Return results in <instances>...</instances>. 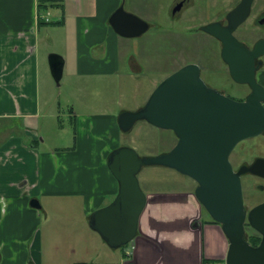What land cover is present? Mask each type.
<instances>
[{
	"label": "crops",
	"instance_id": "0c3cea01",
	"mask_svg": "<svg viewBox=\"0 0 264 264\" xmlns=\"http://www.w3.org/2000/svg\"><path fill=\"white\" fill-rule=\"evenodd\" d=\"M118 2L58 0V16L44 23L38 0H0V264H225V235L196 199V183L174 170L176 179L169 181V189L142 190L146 203L136 236L127 245L109 248L88 225L90 215L117 193L108 154L119 147L133 148L114 115L76 112L73 102L77 98L79 106L95 108V103L81 102L82 83L94 81L96 87L95 82L117 73L123 41L129 39L117 36L108 23ZM66 3L73 10L69 15ZM51 25L64 34L63 53L48 51ZM95 49L100 52L97 59L91 56ZM48 54L63 60L60 80L66 78L69 85V122L75 130L65 146L41 149L42 112L49 119L60 109L57 101L52 104L51 89L42 86H49L43 74ZM129 65L126 76L134 78L140 69L132 57ZM156 84L151 83L144 99ZM54 207L76 221L75 230L66 224L62 230L74 237L75 245L68 249L78 257L70 262L43 245L46 219Z\"/></svg>",
	"mask_w": 264,
	"mask_h": 264
},
{
	"label": "water",
	"instance_id": "95a60500",
	"mask_svg": "<svg viewBox=\"0 0 264 264\" xmlns=\"http://www.w3.org/2000/svg\"><path fill=\"white\" fill-rule=\"evenodd\" d=\"M250 2L243 0L232 13V20L242 19ZM108 23L123 38L139 37L149 28L148 23L126 12L122 4L112 12ZM205 30L221 37L212 27ZM222 36L223 39L227 35L222 32ZM48 64L58 84L63 60L51 54ZM192 70L193 67L185 66L168 75L142 107L118 115L117 124L122 132L144 121L158 129L172 130L178 140L168 152L154 157H141L125 146L111 151L107 168L117 181V193L108 205L90 215L88 225L111 249L130 243L136 236L138 219L146 203L137 174L144 166H161L196 183V199L228 241L225 264H264V202L246 213L240 178L243 173L264 178V159L258 158L237 172H233L228 159L238 143L264 131L261 96L252 94L244 102L218 96L203 89ZM245 220L261 237L257 246L244 239Z\"/></svg>",
	"mask_w": 264,
	"mask_h": 264
},
{
	"label": "rangeland",
	"instance_id": "374dc122",
	"mask_svg": "<svg viewBox=\"0 0 264 264\" xmlns=\"http://www.w3.org/2000/svg\"><path fill=\"white\" fill-rule=\"evenodd\" d=\"M170 2L171 0H119V6L122 4L126 12L148 23L149 28L141 36L123 41L126 45L121 48L117 73L103 81L95 82L96 87H94V81L93 83L87 81L82 83L81 102L84 100L95 103L96 106L91 110L86 109L85 106H79L80 103L76 98V101L73 99L76 112L88 114L105 111L117 119L119 112L125 107H130L131 110L136 111L146 102L148 97L146 99L144 97L151 90V83H159L182 65L185 59L183 53L191 45L188 44L189 39L186 33H183L177 41L176 32L173 30V28L176 29L177 24L171 20L169 14ZM66 9L67 15L73 12L69 6L67 7V3ZM44 13L48 14L51 21L58 16L59 10L50 9ZM47 30L52 37V44H48V51L63 53L64 34L62 30L54 25L48 26ZM177 42L180 44L177 45ZM177 46L181 48L182 57L177 52ZM99 55L98 49L93 50L91 54L95 59ZM130 57L140 69L139 74L134 78L126 76L130 70ZM48 67L47 70L43 67V74L44 72L47 74L49 86L46 83H43L42 86L46 90L51 89V92L48 91V93L52 104L53 106L54 103L56 105L57 101L60 109L55 112L53 118L49 119L46 117L47 112H42V129L39 134L44 138V142H40L41 147H43L41 149L65 146L73 138L75 130L73 124L69 122V104L73 105L68 97L69 85L67 86L66 78L57 84ZM41 77L44 81V77ZM138 104L140 106L137 107ZM78 119L82 120V118ZM80 131H82V126L77 127V132ZM124 139L130 141L133 149L141 157H154L166 153L173 147L174 142L168 130L152 127L144 121L136 122L131 130L124 132ZM38 140L40 141L39 138ZM237 149H240L237 151L239 157L245 160L256 157L264 159V140L262 137L255 136L244 140L237 145ZM175 177L173 170L161 166H144L137 174L142 190L169 189L171 187L169 181L176 179ZM146 182L147 184H145ZM241 185L244 204L248 209L264 202V180L246 176L241 178ZM56 209L55 207L51 209L49 218L46 219V227L44 228L46 236L43 245L50 254H56L59 259L70 262L77 259L78 253L69 251L68 247L74 241V237L64 235L62 230L63 224H66L70 230H75L76 221H70L68 216H64V212ZM53 229L57 230L54 235L52 234Z\"/></svg>",
	"mask_w": 264,
	"mask_h": 264
},
{
	"label": "flooded vegetation",
	"instance_id": "af4514ba",
	"mask_svg": "<svg viewBox=\"0 0 264 264\" xmlns=\"http://www.w3.org/2000/svg\"><path fill=\"white\" fill-rule=\"evenodd\" d=\"M242 1L171 0L169 14L177 24L176 29L173 28L177 41L186 33L191 45L183 53L185 59L182 65L171 74L191 66L203 89L235 102H244L250 95L259 94L264 108V0H251L247 13L236 22L231 15ZM207 27L216 29L218 36L223 37L222 32L227 36L218 38L206 31ZM177 52H182L178 46ZM169 132L174 146L178 139L172 130ZM258 136L264 140V131ZM237 145L228 158L233 172L249 167L259 158L245 160L239 157ZM246 176L264 180L250 173H243L240 178ZM251 208L244 204L246 213Z\"/></svg>",
	"mask_w": 264,
	"mask_h": 264
},
{
	"label": "trees",
	"instance_id": "16d2710c",
	"mask_svg": "<svg viewBox=\"0 0 264 264\" xmlns=\"http://www.w3.org/2000/svg\"><path fill=\"white\" fill-rule=\"evenodd\" d=\"M59 6L62 7L61 4H58V0H38L37 11L38 14H41L42 12H47L50 9H56ZM210 222L217 224L212 219L210 220ZM244 229H245L244 239L251 246H257L260 242V238H261L260 235L257 232H255L247 222L244 224ZM78 264H85V263H78Z\"/></svg>",
	"mask_w": 264,
	"mask_h": 264
},
{
	"label": "built area",
	"instance_id": "2783aa9c",
	"mask_svg": "<svg viewBox=\"0 0 264 264\" xmlns=\"http://www.w3.org/2000/svg\"><path fill=\"white\" fill-rule=\"evenodd\" d=\"M39 18L45 23L49 22V20H50L48 17V14H42L39 16Z\"/></svg>",
	"mask_w": 264,
	"mask_h": 264
}]
</instances>
